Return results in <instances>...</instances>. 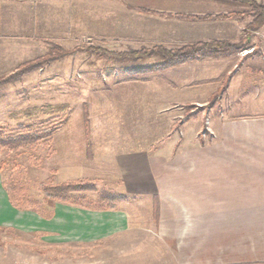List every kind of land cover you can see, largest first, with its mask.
<instances>
[{
    "label": "crops",
    "instance_id": "crops-1",
    "mask_svg": "<svg viewBox=\"0 0 264 264\" xmlns=\"http://www.w3.org/2000/svg\"><path fill=\"white\" fill-rule=\"evenodd\" d=\"M257 1L264 4V0ZM117 2L113 13L119 14L122 7L130 16L128 22L150 23L155 30L150 36L142 35L145 41L115 42L123 46L135 50L155 45L179 48L211 40L245 42L247 46L229 56L193 60L162 71H131L130 78L105 86L103 92L128 86L129 92L143 95L130 98L135 110L157 111L158 115L175 110V114L164 118L165 134L155 139L146 135L133 138L134 143L144 140L139 147L111 146L106 134L95 137L102 156L116 158L113 190L128 199L111 210L61 203L66 211L77 213L64 217L65 236L91 243L134 228L145 230L158 245L157 260L137 253L117 264L264 262V24L253 29L252 15H237L251 10L241 1ZM77 4L78 0H0V43L49 41L52 32L68 31L70 24L81 22ZM228 14L235 15L221 17ZM3 48L0 46V77L24 61L9 55L17 53L15 50ZM152 57L156 63L161 61L158 55ZM144 66L138 63L133 69ZM225 76L226 88L210 104ZM199 108L201 111H195ZM185 111L191 112L190 117L172 132ZM139 116L147 118V114ZM89 120L91 124V117ZM205 130L207 138L201 136ZM174 137L163 150V144ZM188 140L193 141L191 145ZM154 143L157 147H152ZM54 213L56 217L58 209ZM81 215L108 221L92 226L83 224Z\"/></svg>",
    "mask_w": 264,
    "mask_h": 264
},
{
    "label": "rangeland",
    "instance_id": "rangeland-1",
    "mask_svg": "<svg viewBox=\"0 0 264 264\" xmlns=\"http://www.w3.org/2000/svg\"><path fill=\"white\" fill-rule=\"evenodd\" d=\"M117 5V0H78L82 20L70 24L68 31L61 29L52 32L49 41H43L44 38L39 41H1L0 46L15 50L17 53L9 52V55H18V60L22 59L23 62L47 53L51 42L69 48L92 46L114 52H130L135 49L115 42L145 41L142 35L150 36L155 30H152L150 23L128 22L130 16L122 7L119 14L113 13ZM156 60L150 56L135 63L136 60H118L93 52H81L52 61L21 79L0 82V126L18 130L20 125H31L36 119L43 122L57 119L56 114L45 113L31 118L10 117L12 112L45 103H68L72 108L68 122L54 135L50 148L40 146L31 151L0 153V161H6V168L0 173V226L7 227L6 231L0 232V264H117L120 259L137 253L150 257L151 261L158 259V245L155 240L151 241L145 230L133 228L106 241L105 238H97L91 243L78 242L66 237L63 229L64 217H76L77 213L66 211L63 204L58 202L46 206L48 217L33 209L19 210L10 203L2 185L4 179L16 175L28 182L33 190L44 181L77 179L98 180L99 187L113 189L116 186L113 182L117 179L112 174L116 169V158L107 157V152H103L109 161L106 160L100 149L95 147V137L106 134L110 136L107 142L111 146L139 147L144 140L134 143L133 138L146 135L155 139L162 132L165 134L167 129L163 122L174 115L175 110L159 115L157 111H138L133 109L130 98L143 95L129 92L131 88L128 86L108 92L103 90L107 89L105 86L111 87L130 78L133 74L131 71L138 63L147 66L156 63ZM129 64L131 68L127 67ZM12 72L1 76L0 81ZM85 111L91 117V124L90 120L88 125L85 124ZM139 113L147 114V118L141 119ZM190 113L185 111L183 118L190 117ZM206 134L208 136V131L201 133V136ZM88 136L94 143V146L91 144V157L86 147L90 143ZM175 139L163 144V150ZM192 142L188 140L187 144L191 145ZM156 145L154 143L152 147ZM57 209L58 214L54 217ZM80 217L83 224L92 226L108 221L83 215ZM149 246L153 248L149 249Z\"/></svg>",
    "mask_w": 264,
    "mask_h": 264
},
{
    "label": "trees",
    "instance_id": "trees-1",
    "mask_svg": "<svg viewBox=\"0 0 264 264\" xmlns=\"http://www.w3.org/2000/svg\"><path fill=\"white\" fill-rule=\"evenodd\" d=\"M233 1L245 2L251 6V10L237 14L240 16L252 15L254 18L250 24L251 28H260L264 24V4L257 0ZM233 15L235 14L222 15L221 17H230ZM246 46L247 44L245 42L211 40L187 44L179 48H168L163 45H155L150 48H142L130 52H114L92 46H75L69 48L51 42L50 50L47 53L23 62L16 68V70L7 75L0 82H11L21 79L25 74L42 68L52 61L81 52H93L98 55H104L118 60H142L150 56H160L161 61L144 66L140 69L132 70L136 73H148L162 71L202 58L229 56L242 51ZM227 82L228 77L225 79L223 86L212 97L210 104H212L217 96L226 88ZM71 110L72 108L68 103H45L40 106L10 113L11 118L17 119L31 118L39 113H45L48 115L56 114L58 118L46 122L36 119L31 125H20L18 130H12L8 127L0 126V153L31 151L40 146L50 148L54 135L68 122L71 116ZM88 116V111H85L84 121L86 125L89 123ZM184 120H186V118L177 122L172 132H176ZM91 149V143L88 142L87 151L89 157L92 156ZM5 168L6 161L1 160L0 173H2ZM2 185L7 192L10 203L15 208L19 210L33 209L44 217L49 216L46 211V206L52 202H60L89 210H111L115 209L118 203L125 202L128 199V196L120 194L113 189L99 187L98 180L91 179H77L64 182L44 181L38 184L36 190H33L28 182L15 175L4 179ZM6 228L7 227L0 226V232L6 231ZM250 264H264V262Z\"/></svg>",
    "mask_w": 264,
    "mask_h": 264
},
{
    "label": "built area",
    "instance_id": "built-area-1",
    "mask_svg": "<svg viewBox=\"0 0 264 264\" xmlns=\"http://www.w3.org/2000/svg\"><path fill=\"white\" fill-rule=\"evenodd\" d=\"M251 50H252V49H251ZM251 50H244L243 53H248V52L251 51Z\"/></svg>",
    "mask_w": 264,
    "mask_h": 264
}]
</instances>
